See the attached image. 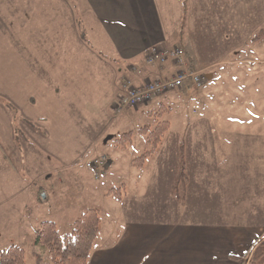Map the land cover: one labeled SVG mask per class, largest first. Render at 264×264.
<instances>
[{
	"label": "rangeland",
	"instance_id": "374dc122",
	"mask_svg": "<svg viewBox=\"0 0 264 264\" xmlns=\"http://www.w3.org/2000/svg\"><path fill=\"white\" fill-rule=\"evenodd\" d=\"M14 1L16 5L12 0H0V99L7 101V93L14 92L18 99H24L23 105L18 103L24 117L33 119L45 114L55 126L49 140L37 141L32 132L30 136L25 135V140H30V154L39 156L37 150L46 154L41 160H33L34 169L21 157V141L18 146L20 154L7 147L5 156L9 155L15 174L25 181L65 185L63 189L54 191L47 204L33 205L29 201L28 211L19 220L9 221L7 216L13 214L17 218L25 207L21 204L12 206V202L6 203L0 198V252L16 245L24 249L31 259L35 230L43 222L57 223L60 235L65 237L72 232L79 217L97 208L103 194L112 190L122 192L124 185L135 186L140 182L173 181L180 163L182 143L186 146L189 182L236 187H225L216 192L221 198L222 209H225V204L231 205L228 207L231 208L229 217L222 220L230 222L232 229H236L248 245L258 239L264 240V110L260 109L264 108V34L261 35L264 31V0H253L254 5L247 9L245 4L239 5L236 15L235 11L231 12L239 27L236 35L234 30L225 31L226 26H223L221 36H216L213 25H207L206 37L197 38L196 50L201 56L209 61L223 59L225 63L216 67L207 63L212 68L206 71L184 54L186 69L204 73L207 79L201 90L190 93L188 98L181 91L171 92L149 104L125 110L118 109L123 79L143 83L148 81L143 76L144 66L151 71L163 69L147 65L144 58L143 67L133 65L138 73L125 63V69L118 70L116 76L110 68L116 65L89 54L87 46L80 40L77 45L71 40L70 44L60 47L57 61L51 57L47 63L51 69L44 66L43 70L37 46L41 29L38 25L28 31L21 29V22H18L21 19V0ZM223 7L219 6L214 15L207 12L206 18L220 20L224 25L230 16L226 15ZM34 11L36 16H41L38 6ZM62 18L63 22L65 18L69 20V13H63ZM83 27L85 29V23ZM49 32L56 36L60 32L62 38L74 39V33L64 23ZM199 32L204 33V29ZM252 36L253 39L257 36L262 39L254 43ZM25 40L35 45L27 46ZM176 47H181L185 53V46ZM53 49L59 50L57 47ZM245 58L253 60L252 65L233 64ZM168 66L164 67L167 72L163 70L161 76L172 75L177 70L173 63ZM43 79L47 84L60 86L65 90L63 95L56 97V102L45 101L36 107L32 102L27 105L25 98L36 95L34 91L42 87ZM208 88L216 91L210 94L217 103L216 111L205 112L207 98L204 91ZM116 89L117 94L112 101L110 96ZM249 105H257L254 111L263 117L250 121L249 117H254V112ZM231 106L237 110H232ZM2 108L11 116L0 103ZM0 113L2 117L4 112L0 110ZM161 122L170 123V129L156 156L148 159L143 169L134 168L133 161L150 150L148 138L139 134V130L144 127L154 129ZM129 132L134 134L132 142L123 147L120 141ZM18 139L21 140V135ZM47 152L56 153L61 160L51 158ZM104 157L108 164L98 175L90 165ZM12 181L23 180L15 176ZM215 190L204 192H209L210 196ZM189 192L198 194L201 191L191 189ZM46 253L44 257L41 255L43 261L52 264L50 255ZM251 258L250 254L245 264H252ZM260 264H264V260Z\"/></svg>",
	"mask_w": 264,
	"mask_h": 264
},
{
	"label": "crops",
	"instance_id": "0c3cea01",
	"mask_svg": "<svg viewBox=\"0 0 264 264\" xmlns=\"http://www.w3.org/2000/svg\"><path fill=\"white\" fill-rule=\"evenodd\" d=\"M12 1L14 5L17 4ZM20 4L21 19L18 22H21V29L28 31L37 25L41 29L42 34L39 36L37 46L39 63H42L43 70L44 66L45 69L47 67L51 69V65L47 66V63H50L51 57L57 61L62 45L70 44L71 40L77 45L80 40L81 44L87 46L86 50L90 52L89 54L116 65L110 68L117 76L118 70L122 67L125 69V63L128 64L127 66L143 67L142 61L147 52L155 46L168 50L179 45L186 46L196 65L206 71L211 69L212 65L215 67L222 65L225 63L223 59L209 61L204 55L199 54L196 50L197 38L206 37L207 25H213L216 36H221L223 26H226L225 31L234 30L236 35L239 27L232 13L234 11V15L239 13V5L245 4L247 9L254 5V2L253 0H187L185 15L182 0H21ZM221 5H224L226 15L230 16L226 18L224 25L220 20L206 18L207 12L214 15ZM37 6L41 16H36L34 10ZM63 13L64 15L69 13V20L65 18L63 22ZM79 16L82 21L84 20L83 24L85 23L91 46L81 39L77 25ZM63 23L74 33V39L62 38L60 32L57 36L49 32L58 25L62 26ZM200 23L202 24L199 26ZM202 29L204 33H197ZM251 39L253 40V36ZM25 43L27 46L35 45L30 44L29 40H25ZM55 47L59 50L53 49ZM207 63L212 65L209 66ZM239 63L252 65L253 60L245 58L233 64ZM143 70L145 80L164 74L163 70L151 71L145 69V66ZM164 70L167 72V69ZM44 79L42 87L35 89L36 95L25 98L27 105L32 102L33 107H36L45 101L56 102L55 98L63 95L65 90L58 85L47 84ZM212 90L208 88L204 91V96L207 98L204 105L205 112L217 110V103L210 97L212 92L216 93ZM7 94L8 96L5 97L7 101L21 113V120L16 123L5 109H0L5 114L0 117V198L6 203L12 202L10 204L12 206L21 204L25 207L17 218L13 214L7 216V220L13 221L24 217V213L28 211L29 201L33 205L47 204V201L54 196V191L63 189L65 184L59 186L57 183L38 184L36 181H25L15 174L11 158L9 155L5 156L7 147L20 154L18 146L22 142L21 157L23 156L26 165L34 169L33 160L44 158L45 153L37 150L39 156L30 154V140L29 138L25 140V135L30 136L32 132L34 135L32 137L37 141L49 140L55 124L51 123L52 120L45 114L33 119L24 117L22 108L18 104L23 105L24 99H18L14 92ZM116 94L117 89L110 96L112 101ZM249 106L254 112V117H249L250 121H258L262 114L254 111L257 110L255 108L257 105ZM231 109L237 110V107L231 106ZM260 109L264 110L263 107ZM20 135L21 140L18 139ZM47 154L61 160L56 153L47 152ZM59 169L61 170V167ZM15 176L23 181H12ZM175 178L176 176L171 182H140L135 186L124 185L122 192L118 193L120 199L110 192L103 194L102 201L97 204V208H94L99 211L100 231L87 264H240L239 260L249 254L257 240L248 245L246 239L240 236L236 229H232L234 227H231L230 222L223 221L229 217L231 208L228 207L231 205L225 204V209H222L221 198L216 193L220 189H236V187L188 182V192L178 196L174 191ZM45 179L48 180L49 177L46 176ZM191 189L201 192L193 194L189 192ZM214 189L217 190L210 196L209 192H204ZM26 223L28 224V219ZM55 224L59 231L58 224ZM41 255L43 257L47 255L46 251L34 246L31 259L26 253L27 264H47Z\"/></svg>",
	"mask_w": 264,
	"mask_h": 264
},
{
	"label": "trees",
	"instance_id": "16d2710c",
	"mask_svg": "<svg viewBox=\"0 0 264 264\" xmlns=\"http://www.w3.org/2000/svg\"><path fill=\"white\" fill-rule=\"evenodd\" d=\"M182 5L183 14L185 15L187 12V0H182ZM77 25L82 40L87 45L91 46V40L83 27V21L80 17L78 18ZM263 34L264 31L261 32V35ZM261 39V36H257L253 39V42L258 43ZM185 55L193 64L195 63L193 56L187 50L186 46ZM181 93L185 98H188L190 93H196V91L192 83L188 81L181 89ZM0 103L6 107L16 123L21 120L19 111L15 109L10 102L0 99ZM169 129L170 123L161 122L154 129L144 127L139 130V134L148 138L150 150L133 161L132 166L134 168L143 169L147 160L153 158L155 154H157L164 136ZM133 135V132L125 134L120 141L121 145L126 147L127 144H130ZM188 182L186 146L182 143L180 146V163L174 185V191L178 196L185 194ZM116 192H119V190H112L111 194H114L117 199H120L119 194ZM99 231V211L91 209L74 222L72 232L65 237L60 235L57 225L54 222H43L35 232L34 246L47 251L52 259V264H87L94 248L95 241L99 235ZM250 254L252 257V264H260L264 260V240L258 239L249 254L245 258L239 260L240 264H245V260ZM0 264H27L25 250L19 246L12 245L8 249L0 252Z\"/></svg>",
	"mask_w": 264,
	"mask_h": 264
},
{
	"label": "built area",
	"instance_id": "2783aa9c",
	"mask_svg": "<svg viewBox=\"0 0 264 264\" xmlns=\"http://www.w3.org/2000/svg\"><path fill=\"white\" fill-rule=\"evenodd\" d=\"M184 50L175 47L172 50H166L159 46L152 47L145 56L147 65L165 69L170 63L176 65L175 73L167 76H160L153 80L143 83H135L129 79H123V92L118 100V109H135L139 106L149 104L154 99L175 91H181L185 84L190 81L195 91L201 90L206 84L207 79L204 73L198 71H189L186 69ZM131 70L138 73L137 67H131ZM108 164L106 157L98 159L91 163L90 167L100 175L101 171Z\"/></svg>",
	"mask_w": 264,
	"mask_h": 264
}]
</instances>
